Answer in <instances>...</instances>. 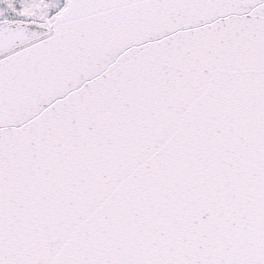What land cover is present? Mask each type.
<instances>
[{
	"label": "snow or ice",
	"instance_id": "1",
	"mask_svg": "<svg viewBox=\"0 0 264 264\" xmlns=\"http://www.w3.org/2000/svg\"><path fill=\"white\" fill-rule=\"evenodd\" d=\"M0 264H264V0H0Z\"/></svg>",
	"mask_w": 264,
	"mask_h": 264
}]
</instances>
